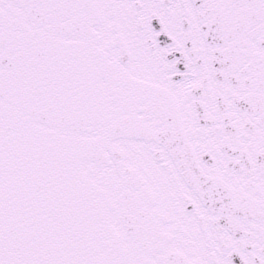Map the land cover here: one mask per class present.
<instances>
[{"label":"snow or ice","instance_id":"snow-or-ice-1","mask_svg":"<svg viewBox=\"0 0 264 264\" xmlns=\"http://www.w3.org/2000/svg\"><path fill=\"white\" fill-rule=\"evenodd\" d=\"M0 264H264V0H0Z\"/></svg>","mask_w":264,"mask_h":264}]
</instances>
